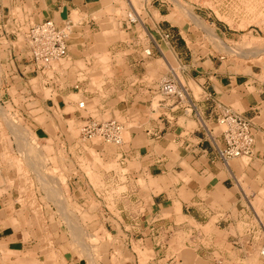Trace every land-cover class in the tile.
<instances>
[{
  "label": "crops",
  "instance_id": "crops-1",
  "mask_svg": "<svg viewBox=\"0 0 264 264\" xmlns=\"http://www.w3.org/2000/svg\"><path fill=\"white\" fill-rule=\"evenodd\" d=\"M48 20L68 29L67 56L40 71L27 37ZM190 26L170 0H0V114L11 106L42 144L39 151L26 138L31 150L14 135L30 149L23 154L29 166L0 129V240H29L27 251L39 246L33 222L6 226L17 210L29 212L18 203L24 198L39 207L42 232L68 264L91 263L64 241L59 209L85 219L95 264H262L254 256L264 244V64L210 53L194 44L200 32ZM177 74L190 113L159 102L160 84ZM225 110L250 121L254 136L253 154L227 164L216 131ZM88 119L116 121L128 142L113 152L92 145L81 133ZM203 123L215 130L214 141ZM92 154L100 161L89 166Z\"/></svg>",
  "mask_w": 264,
  "mask_h": 264
},
{
  "label": "rangeland",
  "instance_id": "rangeland-1",
  "mask_svg": "<svg viewBox=\"0 0 264 264\" xmlns=\"http://www.w3.org/2000/svg\"><path fill=\"white\" fill-rule=\"evenodd\" d=\"M170 2L172 3V7L174 11H176V13L180 15V17L182 18L184 22L191 24V26H193L194 24L196 25L194 29H198V31L200 32V35H199V40L196 43H194L195 45L198 44L199 46H202L205 48L209 47L210 53H225V54L228 53L229 59L233 62L236 61V62H244L246 64H264V50H262L264 49V0H170ZM187 11H190L194 16L199 18L202 22H205L204 24H206L208 29L212 28L214 33L218 37V39L215 40V38L211 37L210 34L208 33V30L206 28L205 30L203 27H201L198 24V22L190 18ZM217 28L220 29V32L219 31L215 32ZM221 32L223 33L228 32L231 35L235 34V37L227 36L224 38L221 35ZM245 37L252 38L255 40L256 43L260 42V44L255 45L254 43L253 45L252 44L247 45V42H246L247 40ZM260 46L261 48L262 47L263 48L261 49ZM238 53H240L241 55ZM54 65L58 66L57 62L54 63ZM177 75L181 83L184 85V80L179 76V74ZM192 87L194 86L192 85ZM3 112L4 114H0L1 119H2L0 121V129H2L3 133L6 131L7 134L12 135V136L10 135V138L8 135V138H7L8 142L11 145L18 146L19 153H21L18 156L19 157L22 156L24 160L26 159L25 161L27 163L29 162L28 165L31 166L30 165L31 157L27 159L26 156L24 157L23 155V154H28L29 151L27 152V149H25L26 147H22V145L19 144L18 139L15 137L16 135L14 133L18 131L12 129V131L14 132L12 133L7 128L8 126H6V123H7L6 119H9V120L11 119L12 121L11 123H13L12 125H14L15 127L17 126L18 129H20L19 128L20 125L22 126V128H25V130L27 131V134L29 133L30 135L28 134L29 136H27L24 134V136H26L27 138L29 137V143H31L32 146L38 145V147L41 149V145H42L41 141H39L37 144L35 134L32 133L30 128L27 125H25V123L20 117H18L19 114H17L11 106L8 107L7 109L4 108ZM219 130L220 129H217L216 131H219ZM122 137L125 139V142H128L126 132H124V135H122ZM24 141L26 142V139H24ZM90 141L92 142L91 144L95 146L103 145V147L105 148L107 152L114 151L115 145L113 143L106 142L104 139H102L99 136H96L90 139ZM102 141H105V144H102ZM27 147H29V145H27ZM92 156L94 158L93 160L91 157L89 159H86V161H88L89 166L91 165L89 162H99L100 161L98 159L99 158L98 156H94V154H92ZM38 161H39L38 166L41 167V163H43L41 162L43 161L41 155H39ZM50 161H53L54 163H56L54 159ZM109 167H112V166H109ZM32 169L34 170L36 169V167ZM22 171L24 172V174L26 173L29 174V171H27L26 168L25 170H22ZM16 172H18L17 169H16ZM19 172L21 173V171ZM88 172L93 173V170L90 171L88 169ZM40 175H41V172L39 171V176ZM89 175L90 177H94L91 173ZM43 177L44 176H42V178ZM43 179L46 180L45 177ZM46 184L47 183H45V185ZM45 191H47V189ZM23 200L24 198L23 199L21 198L18 201V203H21V205H23V209L29 208L30 209L29 212L23 215L21 211L17 210L15 212L16 214L15 217L9 219L8 225L6 226L10 228L11 230L15 231L16 229L25 228L26 225H28L27 222H30V221L33 222L34 224L37 225V228L39 230V233L37 235L39 236V238L37 239V241L39 242V246L37 247L35 246L33 250L27 251L23 247L26 245H30L29 240H27L26 242V241H22L21 238H19L17 241L18 244L16 243L5 244L4 243L5 241L2 239L0 240V264H68L67 260L62 255L63 253L62 250L57 247L58 244L57 243L55 244V242L53 243V241L50 239L51 235L42 232L44 231V229H46L44 227L45 219L44 217H42L39 207H37L36 205L34 206L32 202L30 201H29L30 202V205H29L28 201H23ZM18 209H21V208H18ZM69 209H68L69 211L78 210L79 207L77 205H74V206L70 205ZM66 212L68 211L66 210ZM29 213L30 214L32 213V215H29ZM64 213L65 212H63L62 210L59 211L60 220L64 226V229L67 231L66 232L67 235L64 234L65 236L64 241L68 240L72 242L77 247V253L79 252L81 253V255L86 256L88 259H90L91 264L92 263L95 264L97 261V258H96L97 250H95L93 246L96 243V239L92 236L93 234L89 232V228L84 224L85 219L80 218V216H74L77 213L75 211H72L70 213V215L73 214V216H69ZM259 218L264 227V215L260 213ZM21 223L22 224L26 223V224L21 225ZM18 235H20V237L22 236L21 234H18ZM2 236L3 234H0V238H2ZM26 236H28L27 239H29L30 235H25V237ZM34 236L35 235H33V237ZM22 242H25V243L23 244ZM260 250L261 248H259L255 252V256H254L256 259L255 261H257V263L260 262L264 264V259L260 255ZM54 255H56V258Z\"/></svg>",
  "mask_w": 264,
  "mask_h": 264
},
{
  "label": "built area",
  "instance_id": "built-area-1",
  "mask_svg": "<svg viewBox=\"0 0 264 264\" xmlns=\"http://www.w3.org/2000/svg\"><path fill=\"white\" fill-rule=\"evenodd\" d=\"M129 1V0H125ZM131 23L136 21L131 13L128 15ZM68 29H59L51 20L34 25L28 31V47L30 61L35 67L43 71L51 65L64 59L67 56L66 38ZM147 51L146 55H150ZM159 102L166 103L172 108L184 109L186 113L192 112V107H185L188 102V90L176 77L165 79L159 86ZM80 108L84 103L79 104ZM216 124L219 127V134L223 137L224 147H217V154L223 163L227 164L232 159L248 157L253 154L254 136L252 133L251 122L242 118L240 115L225 110L222 115L217 117ZM203 127L209 138L215 135V130L203 123ZM83 138L92 139L96 136L101 137L106 142L120 145L123 142V128L113 120L98 122L88 119L81 128ZM214 141V140H213ZM260 255L264 259V244L261 247Z\"/></svg>",
  "mask_w": 264,
  "mask_h": 264
},
{
  "label": "bare ground",
  "instance_id": "bare-ground-1",
  "mask_svg": "<svg viewBox=\"0 0 264 264\" xmlns=\"http://www.w3.org/2000/svg\"><path fill=\"white\" fill-rule=\"evenodd\" d=\"M187 13L189 14L190 18H192V19H194L196 22H198V24H199L201 27H203L204 29L206 28V29L208 30V33L210 34L211 37L215 38V40L218 39V37H217L216 34L214 33L213 29H212V28H209V29H208V27L206 26V24H204L205 22H202L199 18H197L196 16H194L190 11H187ZM187 13H186V14H187ZM206 29H205V30H206ZM245 38H246V40H247V41H246V42H247V45H249V44H252V45H253L254 43H255V45H256V44H257V45L260 44V42H259V43H256L255 40L252 39V38H248V37H245ZM257 41H258V40H257ZM220 43H221V42H220ZM221 44H222V43H221ZM255 45H254V46H255ZM260 48H261V46H260ZM262 48H263V47H262ZM262 48H261V49H262ZM257 50H258V49H257ZM262 50H264V49H262ZM238 54H240V53H238ZM240 55H241V54H240ZM243 56H244V54H243ZM3 109H4V108H3ZM3 116H4V115H3ZM8 120H9V119H6V122H7V123H8ZM9 121H11V119H10ZM6 122H5V123H6ZM10 123H11V122H10ZM10 123H9V127H12V129L18 131V132L15 133L16 136H24V134L27 135V136L30 135L29 133H28V134H29V135H28L26 132H24V131H25L24 129L21 130V129H22V128H21V127H22L21 125L19 126L21 129H18L17 126L15 127L14 125H12L13 123H12L11 126H10ZM6 125H7V124H6ZM8 129H9V128H8ZM24 137H25V138H24ZM24 137H23V139H26V138H27L26 136H24ZM27 139H28V138H27ZM27 139H26V141H27ZM10 140H11V139H10ZM16 142H17V141H16ZM20 143H21V142H20ZM24 145H25V143H24ZM24 145H23V147H24ZM26 145H28L27 142H26ZM31 146H32V145H31ZM15 147H17V146H15ZM25 147H26V146H25ZM26 148H27V147H26ZM29 148H31V147L29 146ZM33 148H34V147H33ZM28 150H30V149H28ZM28 150H27V152H28ZM31 150H32V148H31ZM37 150H38V149H37ZM39 150H40V148H39ZM35 151H36V150H35ZM39 153H40V152H39ZM29 154H30V153H29ZM40 155H41V154H40ZM25 156H26V155H24V157H25ZM41 156H42V155H41ZM42 157H43V156H42ZM22 160H23V159H22ZM95 160H96V159H95ZM38 162H39V161H38ZM41 162H43V161H41ZM17 163H18V164H21V162H20L19 160L17 161ZM28 163H29V162H28ZM32 163H33V162H32ZM18 164H17V165H18ZM15 165H16V164H15ZM21 165H22V164H21ZM33 165H34V164H33ZM35 165H36V164H35ZM35 165H34V166H35ZM82 165H83V164H82ZM37 166H38V165H37ZM37 166H36V167H37ZM16 167H17V166H16ZM18 167H19V166H18ZM21 167L23 168V165H22ZM38 167H39V166H38ZM22 168H21V169H22ZM40 168H41V167H40ZM18 169H19V168H18ZM18 169H17V170H18ZM91 169H92V168H91ZM90 171H91V170H90ZM26 172H27V171H26ZM26 172H25V173H26ZM40 172H41V170H40ZM33 173H34V172H33ZM36 175H38V174L36 173ZM95 177H96V176H95ZM37 178H38V176H37ZM48 178H49V177H48ZM38 179H40V181H41L42 188L45 187V186H46V185H45L46 180L44 181V179H43L41 176H39ZM41 179H42V180H41ZM46 179H47V178H46ZM53 179H54V178H53ZM48 183H49V182H48ZM55 183H56V182H55ZM55 183H53V184H55ZM27 184H28V183H27ZM43 185H44V186H43ZM49 185H50V184H49ZM55 185H56V184H55ZM55 185H54V186H55ZM57 185H58V184H57ZM50 186H51V185H50ZM52 188H53V185H52ZM55 188H57V186H55ZM46 189H47V187H46ZM46 189L44 188V190H46ZM53 189H54V188H53ZM56 190L58 191V189H56ZM49 191H50V190H49ZM27 193H28V192H27ZM44 194H45V193H44ZM53 194H54V193H53ZM56 194H58V193H56ZM46 195H47V193H46ZM52 196H53V195H52ZM22 197H23V196H22ZM27 197H28V196H27ZM29 197H30V196H29ZM54 197H55V196H54ZM59 197H60V196H59ZM46 198H47V197H46ZM48 198H49V196H48ZM52 198H53V197H52ZM56 199H58V198L56 197ZM94 199H95V198H94ZM19 200H20V199H19ZM23 201H24V200H23ZM55 201H56V200H55ZM20 204H21V203H20ZM25 204H26V203H25ZM28 204L30 205V202H29V201H28ZM31 205H32V204H31ZM33 205H34V204H33ZM90 207H91V205H90ZM59 208H60V207H59ZM33 209H34V208H33ZM61 209H62V208H61ZM36 211H38V210H36ZM59 211H60V210H59ZM66 213H67V212H65L64 214H66ZM70 213H71V212H70ZM68 215H69V214H68ZM65 216H66V215H65ZM64 219H65V217H64ZM64 219H63V220H64ZM66 219H67V218H66ZM72 219H73V218H72ZM41 220H42V219H41ZM42 221H43V220H42ZM65 221H66V220H65ZM68 222H69V221H68ZM68 222H67V223H68ZM71 224H72V223H71ZM80 226H81V225H80ZM70 231H71V230H70ZM80 235H82V234H80ZM74 238H75V237H74ZM77 238H78V237H77ZM79 238H80V236H79ZM79 238H78V239H79ZM46 240H47V239H46ZM47 241H48V240H47ZM93 247H94V246H93ZM134 249H135V248H134ZM85 252H86V251H85ZM90 252H91V251H90ZM53 253H55V252H53ZM88 253H89V252H88ZM88 253H87V254H88ZM57 254H58V253H57ZM57 254H56V255H57ZM90 254H91V253H90ZM56 255H54L55 258H56ZM61 256H62V255H61ZM58 258H59V257H58ZM60 258H61V257H60ZM89 260H90V259H89ZM58 261H59V260H58ZM92 262H93V261H92ZM53 263H54V262H53ZM90 263H91V262H90ZM92 264H94V263H92Z\"/></svg>",
  "mask_w": 264,
  "mask_h": 264
}]
</instances>
